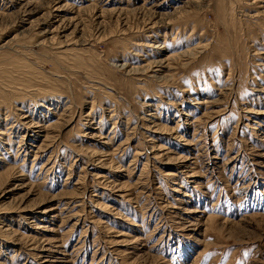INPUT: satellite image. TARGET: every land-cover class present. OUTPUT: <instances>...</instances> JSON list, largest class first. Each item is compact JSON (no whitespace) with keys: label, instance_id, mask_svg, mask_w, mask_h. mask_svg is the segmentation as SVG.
<instances>
[{"label":"rangeland","instance_id":"1","mask_svg":"<svg viewBox=\"0 0 264 264\" xmlns=\"http://www.w3.org/2000/svg\"><path fill=\"white\" fill-rule=\"evenodd\" d=\"M51 1L0 0V264H264V0Z\"/></svg>","mask_w":264,"mask_h":264},{"label":"bare ground","instance_id":"2","mask_svg":"<svg viewBox=\"0 0 264 264\" xmlns=\"http://www.w3.org/2000/svg\"><path fill=\"white\" fill-rule=\"evenodd\" d=\"M15 1V0H14ZM41 0H20V2H19V4H20V10L22 9V11L24 12V13H28V12H30L32 9H35L37 6H41L40 4H41V2H40ZM51 1V0H50ZM52 2V1H51ZM50 3V2H49ZM59 4V3H58ZM191 4H193V7H197V8H200L201 6H203V2L202 1H193ZM66 5V4H65ZM67 6V5H66ZM66 6H64V7H66ZM152 6V5H151ZM52 7V6H51ZM92 7H94V6H88V7H85V6H83L81 9H88L89 10V8H91L92 9ZM205 7V6H204ZM124 8V7H123ZM150 8V7H149ZM186 8V7H185ZM54 19H52V23H51V26H52V28L50 27V29H47V30H44V32H46L47 34H52V33H55L56 32V30L57 31H63V27H67V29H69L70 27H71V30L72 31H76L77 29H78V26H79V23H75V24H73V18H69V20L67 19V21H64L65 19H64V17H63V15H60L61 14V12L63 11L62 10V8H61V6H57V4H55V6H54ZM66 9V8H65ZM72 10V9H71ZM102 10L103 11H101L99 14H98V12L100 11V10H97V13L95 14V16L97 17V19H101V21H99L98 22V25L99 24H101V23H103L104 22V16H105V14H110V15H115V16H121V15H125V18L126 17H129L130 15H132L133 14V12H134V10H128V9H118V8H114V7H110V8H108V9H103L102 8ZM138 10V9H137ZM139 10H141L142 12H147V13H149L148 11H145L143 8H141V9H139ZM178 10V9H177ZM81 11V10H80ZM179 11V10H178ZM18 13H19V11H17ZM52 12V10H49V11H47L46 13H44V14H46V16H45V18H48V17H51L50 15L52 14L51 13ZM153 13H154V11H152ZM32 13V12H31ZM71 12H69V14H70ZM78 13H79V11H78ZM139 13V12H138ZM150 13H151V11H150ZM176 13H178V14H182V13H188V11L187 10H180L179 12H176ZM164 14V13H163ZM9 15H10V13H9ZM22 15V14H21ZM160 15V14H159ZM162 15V14H161ZM165 15V14H164ZM132 16H134V15H132ZM116 17V18H117ZM166 17H167V15H166ZM173 17V16H172ZM171 17V18H172ZM29 18V17H28ZM122 18V17H121ZM124 18V17H123ZM132 18V17H131ZM26 19V18H25ZM51 19V18H50ZM145 19V18H144ZM167 19H169L167 22H165V24L167 23H169L170 22V18L168 17ZM76 21V20H75ZM95 21V20H94ZM116 21H118V20H116ZM164 21V20H163ZM66 22V23H65ZM120 22V21H119ZM141 22V21H140ZM147 22V21H146ZM32 23H33V21H32ZM116 23V22H115ZM72 24H73V27H72ZM96 24V23H95ZM118 24V23H117ZM159 24H161V25H165V24H162V23H160V22H147V23H142V25H138L137 26V29L138 28H140V29H144L145 27H147V28H154V27H156V25H159ZM170 24V23H169ZM127 26V25H126ZM132 26V25H131ZM136 26V25H135ZM141 26V27H140ZM166 27H167V25H166ZM125 28V27H124ZM124 30V29H123ZM128 31H129V28H128ZM42 33H43V31H42ZM105 33V32H104ZM56 34H57V32H56ZM108 34V33H107ZM45 35V34H44ZM109 35V34H108ZM46 36V35H45ZM105 36V35H104ZM104 36H102V38L104 37ZM50 37V36H49ZM107 37V36H106ZM55 38H56V36H55ZM46 39V38H45ZM44 39V40H45ZM191 50V49H190ZM188 53V52H187ZM173 55V54H172ZM182 55H184V54H182ZM178 56V55H177ZM173 56H170V57H165V58H163V59H156V60H154V61H151L152 63H154V66H162L163 64L162 63H164V62H166L168 59H171ZM176 57V56H175ZM174 58V57H173ZM150 62V63H151ZM146 63H149V61H147ZM149 63V64H150ZM153 65V64H152ZM167 66V65H166ZM153 67V66H152ZM147 68V67H146ZM151 68V67H150ZM150 68H148V69H150ZM132 70H134V71H140V70H144L143 69V67H132ZM159 74V73H158ZM172 75V74H171ZM147 105V104H146ZM163 149V148H162ZM168 173H170L171 174V172H168ZM100 177V176H99ZM37 227V226H36Z\"/></svg>","mask_w":264,"mask_h":264}]
</instances>
